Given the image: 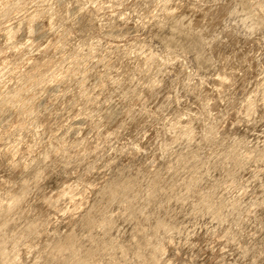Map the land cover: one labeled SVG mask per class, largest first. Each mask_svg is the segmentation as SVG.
Masks as SVG:
<instances>
[{
  "label": "clouds",
  "instance_id": "1",
  "mask_svg": "<svg viewBox=\"0 0 264 264\" xmlns=\"http://www.w3.org/2000/svg\"><path fill=\"white\" fill-rule=\"evenodd\" d=\"M0 264H264V0H0Z\"/></svg>",
  "mask_w": 264,
  "mask_h": 264
}]
</instances>
